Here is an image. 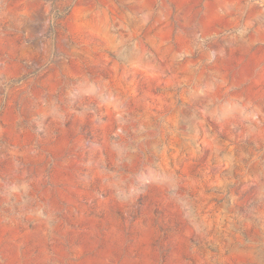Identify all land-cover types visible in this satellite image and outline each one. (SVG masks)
<instances>
[{
    "label": "rangeland",
    "instance_id": "obj_1",
    "mask_svg": "<svg viewBox=\"0 0 264 264\" xmlns=\"http://www.w3.org/2000/svg\"><path fill=\"white\" fill-rule=\"evenodd\" d=\"M0 264H264V0H0Z\"/></svg>",
    "mask_w": 264,
    "mask_h": 264
}]
</instances>
